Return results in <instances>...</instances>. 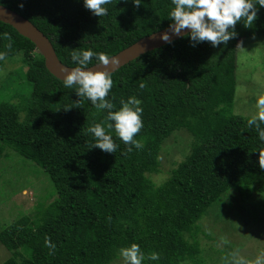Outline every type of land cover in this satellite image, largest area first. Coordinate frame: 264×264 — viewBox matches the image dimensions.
Here are the masks:
<instances>
[{
	"label": "trees",
	"instance_id": "16d2710c",
	"mask_svg": "<svg viewBox=\"0 0 264 264\" xmlns=\"http://www.w3.org/2000/svg\"><path fill=\"white\" fill-rule=\"evenodd\" d=\"M2 3L36 26L70 67L78 66L72 51L91 49L110 57L171 23V0H141L138 6L111 0L102 17L86 9L83 0ZM257 7L253 26L238 22L237 36L226 46H193L186 34L110 74L113 83L105 99L113 110L129 97L140 99L143 109V127L134 136L142 147L128 151L112 131L114 153L91 148L87 132L94 122L105 121L107 110L79 98L75 87L65 88L47 71L34 44L0 21V34L11 37L0 35V51L6 53L0 67L17 59L28 84L22 93L0 99V159L19 156L48 176L52 190L49 199H37L34 215L22 214L0 228V247L9 252L1 264H122L119 249L132 243L144 252L143 264H210L212 259L214 264H254L264 258L256 248L238 257L230 250L223 234L232 233L221 206L222 196L231 193L254 207L258 230L264 229L259 217L264 214L259 165L264 142L248 125L251 117L232 110L238 43L264 38V7ZM98 62L93 57L87 67ZM180 130L191 137L189 152L155 183L160 152ZM215 207L223 234H203L199 221ZM199 233L212 241L207 248ZM46 238L54 251L45 246ZM151 252L159 254L157 261L147 259Z\"/></svg>",
	"mask_w": 264,
	"mask_h": 264
},
{
	"label": "clouds",
	"instance_id": "9594fccd",
	"mask_svg": "<svg viewBox=\"0 0 264 264\" xmlns=\"http://www.w3.org/2000/svg\"><path fill=\"white\" fill-rule=\"evenodd\" d=\"M111 0H83V6L90 10L95 16L102 17L108 14V5ZM134 5H140L141 0H132ZM264 7V0H171L168 19L171 21L169 31L160 33L159 38L171 43L169 32L172 35L181 36L184 29H188L187 36L193 42V46L200 42H209L213 48L226 46L230 39L237 36L235 25L243 21L246 28L253 26L257 19L258 7ZM19 7H23L20 4ZM0 9H3L0 0ZM4 39L10 40L8 33L0 34ZM242 47V41L238 43ZM11 47V45H6ZM6 53L0 51V60H4ZM95 57L103 65L117 61L104 53L93 52L91 49L72 51L71 60L78 65L73 69H65L62 77L65 88L75 87V93L80 98L88 100L96 109L107 110L105 121L93 123L87 128V132L93 137L92 147L99 148L107 153H114L117 144L114 142L111 132L129 145L128 151L132 148L142 147V144L134 139V136L143 127L140 107L141 100L136 97H129L126 101H120V107L113 110L115 106L110 100L105 99L112 88L111 75L107 70L91 71L87 69L89 62ZM141 87L144 85L141 84ZM256 113L247 121L249 126H255L258 138L264 142V95L256 99ZM259 156L262 153L258 152ZM261 168H264V161H259ZM45 246L51 251L55 250V244L48 238L45 239ZM119 256L122 264H143L145 254L140 246L132 243L127 247L119 249ZM147 259L157 261L159 254L151 252ZM254 264H264V258H257Z\"/></svg>",
	"mask_w": 264,
	"mask_h": 264
},
{
	"label": "rangeland",
	"instance_id": "374dc122",
	"mask_svg": "<svg viewBox=\"0 0 264 264\" xmlns=\"http://www.w3.org/2000/svg\"><path fill=\"white\" fill-rule=\"evenodd\" d=\"M241 41L243 48L238 46L236 51L238 83L232 110L235 114L252 117L256 113L257 97L264 95V38L261 41H258L256 37L242 39L239 42ZM22 72L17 59L4 61L0 67V99H8L14 94H20L27 90L28 84L23 80ZM166 143L165 149L160 152L161 172L152 176L155 183L163 181L167 177V171L183 160L184 155L189 152L191 137L187 132L180 130L176 132L175 139L169 138ZM5 167H8L9 172H3ZM48 184L50 181L47 175L38 172L35 167L22 161L19 156L13 155L8 160L0 159V228L22 214L34 215L37 199L44 201L50 198L52 190ZM234 198L231 193H226L222 196L221 202L225 211L224 217L228 219L226 221L230 229L229 232L232 234L227 235L221 232L223 225L218 223L220 220L215 218L218 214L217 207L199 221L201 231L206 235L214 233L215 236H219L223 234L229 242L227 244H229L230 250L237 257L241 255V252L255 251V248L256 255H263L264 248L260 247H264V229L258 230L259 225L256 221L254 207H249L243 201ZM237 201L240 203L236 205ZM259 217L264 227V214L259 213ZM203 234L199 233L200 243L201 246L207 248V244L212 241L205 239ZM8 257L9 252L0 247V264ZM215 262L217 259H212L210 264Z\"/></svg>",
	"mask_w": 264,
	"mask_h": 264
},
{
	"label": "water",
	"instance_id": "95a60500",
	"mask_svg": "<svg viewBox=\"0 0 264 264\" xmlns=\"http://www.w3.org/2000/svg\"><path fill=\"white\" fill-rule=\"evenodd\" d=\"M0 21L10 25L21 36L27 38L31 43L34 44L35 48L44 59L45 68L55 78L62 81L64 70L75 68L63 64L58 59L50 40L29 20H27L17 12L6 6H3V9H0ZM165 31H169V26L139 39L138 41L122 49L118 53L110 56V58L117 61V63L115 64L110 62L108 65H103L98 62L91 66H88L87 69L94 72L107 70L109 74H111L123 65L138 58L144 53L168 44L159 38L160 33ZM187 32L188 29H184L181 36L172 35L169 32L171 42L186 35Z\"/></svg>",
	"mask_w": 264,
	"mask_h": 264
}]
</instances>
